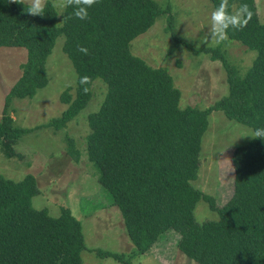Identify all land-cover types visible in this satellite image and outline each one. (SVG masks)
I'll return each mask as SVG.
<instances>
[{
	"label": "trees",
	"instance_id": "trees-1",
	"mask_svg": "<svg viewBox=\"0 0 264 264\" xmlns=\"http://www.w3.org/2000/svg\"><path fill=\"white\" fill-rule=\"evenodd\" d=\"M210 1L214 8L220 3ZM234 4L237 9L247 4L252 12L243 30L228 32L229 40L256 51L243 74L219 46L194 48L180 40L169 4L162 7L156 0H100L88 10L87 20L77 19L69 7L60 24L51 0L43 17L0 0V46L26 50L21 75L5 96L1 147L15 154L13 145L30 131L15 125L6 107L12 98L33 97L46 85L45 64L58 36H63L62 49L75 69L76 84L73 96L70 88L60 94L67 108L42 126L62 129L87 105L94 81L105 85L99 108L87 116L86 158L98 170V182L119 209L134 247L129 254L97 249L99 257L130 264L173 229L179 233V251L197 264H264V140L251 138L233 149V191L221 206L191 183L213 110L253 131L264 128V22L254 0H229L230 12ZM161 15L167 16L174 39L168 53L183 45L222 63L228 91L208 107H180V90L168 70L131 53L132 39ZM78 46L86 47L88 55ZM83 76L89 77L87 84L80 83ZM68 142V151L78 160L79 150L72 139ZM37 194L34 175L12 180L0 174V264H81L85 244L80 220L67 207L57 216L34 208L31 199ZM201 199L217 212L216 219H195Z\"/></svg>",
	"mask_w": 264,
	"mask_h": 264
},
{
	"label": "rangeland",
	"instance_id": "rangeland-1",
	"mask_svg": "<svg viewBox=\"0 0 264 264\" xmlns=\"http://www.w3.org/2000/svg\"><path fill=\"white\" fill-rule=\"evenodd\" d=\"M57 11V24L62 14L57 7L60 0H51ZM162 7L169 4L174 18V32L194 48L215 47L208 39V26L214 7L210 0H156ZM259 20L264 22V0H254ZM236 4L233 11H236ZM167 16H159L145 32L130 42V51L153 67L168 70L173 84L180 90V107L200 109L208 107L227 94L226 71L218 59L209 53L193 54L179 45L170 53L173 37L167 27ZM207 40V43L202 42ZM200 46L196 47L197 44ZM63 36L56 38L46 60L47 83L38 88L33 97H14L8 102V113L14 124L30 131L20 136L13 145L15 154L0 146V174L20 180L25 174L36 179L39 194L31 199L34 208H47L57 216L62 207L70 209L80 220L85 248L81 264H126L112 257H99L97 249L129 254L131 243L119 209L112 205L109 195L98 182V170L88 161L85 136L89 132L87 116L96 111L105 94V85L95 80L87 105L62 129L42 126L58 117L68 104L60 99L66 88L74 95L75 69L64 53ZM226 58L236 65L241 74L250 67L256 51L234 40L219 45ZM26 50L21 47L0 46V117L6 104L5 96L21 75V64ZM254 131L251 127L227 118L221 110L208 115V127L201 139L200 164L192 185L211 196L221 206L232 194L234 169L231 154L236 146L247 143ZM72 139L80 156L75 160L68 151ZM198 222L216 219L217 212L202 199L194 209ZM179 233L171 229L143 254L130 259V264H197L182 254L177 247Z\"/></svg>",
	"mask_w": 264,
	"mask_h": 264
},
{
	"label": "clouds",
	"instance_id": "clouds-1",
	"mask_svg": "<svg viewBox=\"0 0 264 264\" xmlns=\"http://www.w3.org/2000/svg\"><path fill=\"white\" fill-rule=\"evenodd\" d=\"M8 3L22 5V11L32 16L43 17L48 7V0H7ZM100 0H60L57 7L60 9L61 14L69 7L74 9L73 15L80 20L89 19V9ZM252 17V12L247 4H241L240 7L234 11H229V0H220L218 6L214 8L210 16V25L208 26V39L213 41L214 45L219 46L229 40V29L234 31L243 30L249 23ZM202 42L207 43V40ZM200 46L198 43L196 47ZM84 55H88V49L84 46H78L77 49ZM89 77H80L81 84H87ZM84 92L87 93L88 89L85 87ZM251 138H260L264 140V128H257L250 135Z\"/></svg>",
	"mask_w": 264,
	"mask_h": 264
}]
</instances>
